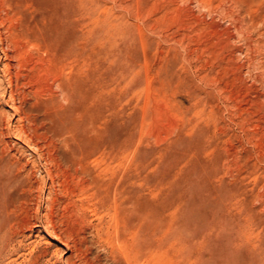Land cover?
<instances>
[{
  "label": "rangeland",
  "instance_id": "374dc122",
  "mask_svg": "<svg viewBox=\"0 0 264 264\" xmlns=\"http://www.w3.org/2000/svg\"><path fill=\"white\" fill-rule=\"evenodd\" d=\"M16 1L0 264H264V0Z\"/></svg>",
  "mask_w": 264,
  "mask_h": 264
},
{
  "label": "bare ground",
  "instance_id": "6f19581e",
  "mask_svg": "<svg viewBox=\"0 0 264 264\" xmlns=\"http://www.w3.org/2000/svg\"><path fill=\"white\" fill-rule=\"evenodd\" d=\"M21 8V3L20 2H17L16 0H0V26L1 25H4L5 24V27H6V31L9 32V38H10V35L12 36L13 33L15 31H17L18 29H21L22 28V19H21V16H20V11L19 10ZM2 14V15H1ZM3 27V28H5ZM4 31V32H6ZM16 35V34H14ZM7 36V35H6ZM8 39V38H7ZM17 40V39H16ZM9 41V40H8ZM6 42V41H5ZM29 43V42H27ZM31 44V43H30ZM33 44V43H32ZM31 44V45H32ZM34 46V45H33ZM37 48V50H39L40 48L35 45ZM18 47V45H17ZM15 47V48H17ZM32 47V46H31ZM30 47V49H32ZM25 48V47H24ZM29 49V50H30ZM22 51V50H21ZM20 51V53H21ZM30 52L28 50H25L22 55H25L27 56V53ZM16 53H18L16 51ZM31 54V53H30ZM25 56V57H26ZM28 58V57H27ZM23 57L20 56L19 58V62L18 63H21ZM30 60V59H29ZM36 60V59H34ZM24 62V61H23ZM25 63H28V62H25ZM120 249V248H119ZM127 255V254H126ZM129 263V262H128ZM132 263V262H131ZM140 263V262H139ZM133 264H138L137 262V259L134 261Z\"/></svg>",
  "mask_w": 264,
  "mask_h": 264
}]
</instances>
